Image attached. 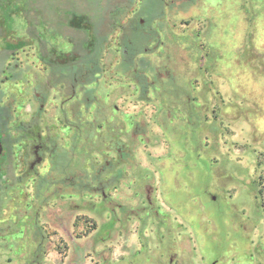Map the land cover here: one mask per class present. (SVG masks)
Returning <instances> with one entry per match:
<instances>
[{
    "label": "rangeland",
    "instance_id": "1",
    "mask_svg": "<svg viewBox=\"0 0 264 264\" xmlns=\"http://www.w3.org/2000/svg\"><path fill=\"white\" fill-rule=\"evenodd\" d=\"M165 3L153 23L159 39L135 60L152 82L147 97L140 98L120 68L117 28L89 85L110 124L77 136L61 118L71 117L82 91L63 102V84L44 90L40 44L24 26L31 24L64 60L85 35L84 18L56 9V1L50 8L28 1L7 39L18 35L25 45L10 58L0 38L2 104L11 124L29 119L43 93L42 132L57 135L64 148L75 146L74 165L90 170L115 160L113 131L130 151L118 166L123 177L105 189L104 201L95 194L58 195L35 215L33 176L2 194L0 264H264V0ZM140 4L134 0L123 24L140 18ZM94 111L93 105L85 118ZM13 152L14 173L21 174L35 159L29 140ZM36 167L43 174L50 163Z\"/></svg>",
    "mask_w": 264,
    "mask_h": 264
},
{
    "label": "trees",
    "instance_id": "2",
    "mask_svg": "<svg viewBox=\"0 0 264 264\" xmlns=\"http://www.w3.org/2000/svg\"><path fill=\"white\" fill-rule=\"evenodd\" d=\"M28 1L32 3L35 0H0V38L3 40V50L10 58L26 43L25 40H20L18 35L14 42L7 41V39L12 32H15L14 25L17 20L15 18L20 16L19 14L24 10L28 11L26 8ZM41 1L46 3L47 8H50L53 1H56V9L60 8L70 14L76 12L78 16L84 18L88 26L83 37L72 40V49L64 60H58L54 56L53 52L46 47V41L41 38L39 32L31 24L26 22L24 26L25 33L34 36L40 44V52L37 57L46 69V79L43 82L44 90L47 92L49 89L63 84V102L74 98L77 91H82L81 97L74 99L71 103V117L69 118L65 114L62 116L64 126L71 127L77 136L83 128L86 133H89L110 124L106 107L98 101L94 88L89 85L98 78L101 49L109 35L117 28L120 29V68L128 72L138 85L140 98L147 97L152 82L136 67L135 60L139 55L149 51V42L159 39V33L156 28H153V23L157 18L163 16L165 0H141L137 11V16L140 18L133 17L126 24L121 21L124 14L132 7L134 0H88L90 4L97 5V8L94 7L92 10H83L76 6L75 0ZM4 70L5 68L0 67V73L5 72ZM2 83L4 80L0 78V144L2 146L0 198L9 189L23 182L29 176H33V195L34 200L38 202V206L32 208L35 215L42 206L47 204L49 199L58 195L95 194L100 195L102 201L106 200L108 195L105 193V189L109 186L114 188L119 183L124 174L118 166L127 160L130 154L127 144L113 136L117 132L113 131L110 135L116 144L117 158L95 164L90 170L81 168L73 164L74 145L69 149L64 148L57 135L43 134L42 132L41 119L45 95L41 93L37 97L40 100L39 106L29 119H20L11 124L12 113L2 104L5 94ZM93 105L95 111L91 120H88L85 118V114ZM109 131L112 129H107L106 132ZM25 139L29 140L32 152L35 154L34 163L31 165V162L21 174H15L13 167L14 145ZM44 159L49 161L50 168L46 173L41 174L36 165Z\"/></svg>",
    "mask_w": 264,
    "mask_h": 264
},
{
    "label": "water",
    "instance_id": "3",
    "mask_svg": "<svg viewBox=\"0 0 264 264\" xmlns=\"http://www.w3.org/2000/svg\"><path fill=\"white\" fill-rule=\"evenodd\" d=\"M1 151H2V146H1V144H0V153H1ZM37 160L39 161L40 159L38 158ZM33 163H34V162H32L31 165H33Z\"/></svg>",
    "mask_w": 264,
    "mask_h": 264
}]
</instances>
